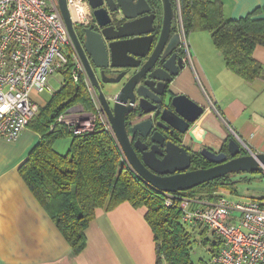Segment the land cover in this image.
<instances>
[{
    "label": "trees",
    "instance_id": "16d2710c",
    "mask_svg": "<svg viewBox=\"0 0 264 264\" xmlns=\"http://www.w3.org/2000/svg\"><path fill=\"white\" fill-rule=\"evenodd\" d=\"M221 5L211 0H183L187 33L209 31L215 47L232 72L248 82L263 78L264 67L253 53L257 45L264 46V17L260 16L264 6L239 19H226ZM76 103L95 109V101L86 83L83 80L76 83L70 72H66L60 89L40 107L30 124L41 134V140L19 168L30 190L54 219L73 252L84 251L86 228L98 209H112L129 201L135 207L147 208L145 216L154 232L158 264L164 261L167 264H195L192 259L194 235L181 220V201L196 197L216 200L217 192L235 188L244 177L234 179L237 173H231L178 191L174 193L173 203L167 205L166 194L144 182L124 159L118 142L105 123L98 121L92 131L79 135H73L59 125L51 129L58 114ZM64 136H70L71 141L67 153L62 154L56 151L54 144ZM210 165L200 154L193 156L194 169ZM221 244L217 238L214 253Z\"/></svg>",
    "mask_w": 264,
    "mask_h": 264
},
{
    "label": "crops",
    "instance_id": "0c3cea01",
    "mask_svg": "<svg viewBox=\"0 0 264 264\" xmlns=\"http://www.w3.org/2000/svg\"><path fill=\"white\" fill-rule=\"evenodd\" d=\"M211 1L222 4L226 19H239L264 6V0ZM260 16L264 17V11ZM202 48L192 53L193 64L187 61L171 86L175 93H184L206 107L183 138L184 144L195 150L204 146L219 149L235 137L251 151L264 152V77L243 80L227 67L215 45L216 50ZM253 55L264 67V46L257 45ZM38 95L33 93L39 103ZM40 140L41 134L31 125L16 140L0 136V264H158L154 232L145 216L147 208L135 207L129 201L112 209H98L87 225L84 251L73 252L19 171ZM208 201L196 197L191 206ZM187 226L209 252L208 257L194 263L207 264L216 247L215 233L206 225Z\"/></svg>",
    "mask_w": 264,
    "mask_h": 264
},
{
    "label": "water",
    "instance_id": "95a60500",
    "mask_svg": "<svg viewBox=\"0 0 264 264\" xmlns=\"http://www.w3.org/2000/svg\"><path fill=\"white\" fill-rule=\"evenodd\" d=\"M88 1L95 9V23L85 29L84 46L66 0H59V6L124 157L144 182L163 193H176L227 174L264 171V152L242 153L243 142L235 137L228 139V152L204 146L200 154L214 165L195 169H190L192 155L187 147L167 139L169 128L171 133L175 129L185 137L206 111L205 105L184 93H175L171 87L186 67L177 52L179 35L170 37L175 18L171 0H160L163 20L159 34L155 28L157 14L149 0ZM85 51L96 67L124 69L113 77L102 71V81L109 84L108 93L101 89ZM136 133L139 138L132 144L130 135ZM141 138H148L151 146Z\"/></svg>",
    "mask_w": 264,
    "mask_h": 264
},
{
    "label": "built area",
    "instance_id": "2783aa9c",
    "mask_svg": "<svg viewBox=\"0 0 264 264\" xmlns=\"http://www.w3.org/2000/svg\"><path fill=\"white\" fill-rule=\"evenodd\" d=\"M66 2L74 28L95 22V9L88 0ZM176 12L180 46L191 65L193 57L181 0H176ZM66 71H70L76 83H86L95 109L73 104L58 114L51 129L59 125L79 135L92 131L101 121L115 137L61 13L59 0H0V136L16 140L40 111L41 105L33 93L54 94L51 78L61 73L63 83ZM164 194L165 203L171 205L175 194ZM217 195L216 200L195 207L191 206L192 199L181 201L183 223L206 225L222 241L207 264H264V195L247 200L223 190Z\"/></svg>",
    "mask_w": 264,
    "mask_h": 264
},
{
    "label": "rangeland",
    "instance_id": "374dc122",
    "mask_svg": "<svg viewBox=\"0 0 264 264\" xmlns=\"http://www.w3.org/2000/svg\"><path fill=\"white\" fill-rule=\"evenodd\" d=\"M78 30L80 29L79 26H77ZM197 36L199 37V39H195L194 37ZM211 35L210 33L205 30V31H201V30H192L189 32L188 34V39H189V44H190V48L191 51L193 53V55L195 54L196 49L201 48V46H203L204 50H216L214 49V44L212 42L211 39ZM202 48V50H203ZM207 53V52H206ZM66 72H70V71H66ZM65 72V73H66ZM64 73V74H65ZM62 80H63V75L61 73H56L54 74V76L51 78V83L54 87V89L57 91L60 89L61 84H62ZM39 103L40 105H42V101L47 102L51 99L52 94L44 92V93H40L39 95ZM70 141H71V137L70 136H64L60 139H58L55 144L54 147L56 149V151L65 154L67 153V150L69 149L70 146ZM242 149L246 150L247 152H249L248 148L244 145V143L242 144ZM246 154V152H243ZM244 177V178H243ZM236 179H240L243 178L242 180H240L239 182L236 183L235 188L233 187H228L225 188L226 192H228V194H232V192L236 191L235 193H238L239 198L242 199H247L246 196L244 195H248V196H261L264 195V171H258V172H242L241 175H235ZM232 191V192H231ZM250 199V198H248ZM188 229H190L192 231V228L190 226H187ZM193 250H192V257L194 259V261L196 263H198L200 261V259H204L205 257L209 256V252H208V247H204L199 239L198 234H194L193 236Z\"/></svg>",
    "mask_w": 264,
    "mask_h": 264
},
{
    "label": "flooded vegetation",
    "instance_id": "af4514ba",
    "mask_svg": "<svg viewBox=\"0 0 264 264\" xmlns=\"http://www.w3.org/2000/svg\"><path fill=\"white\" fill-rule=\"evenodd\" d=\"M149 2L152 4V7H153V12H155L157 14V17L155 19V28H156V33L159 34L160 33V30L162 28V3L160 0H149ZM172 2V5L174 6L173 9H174V12H175V18L172 20L171 22V28H170V37H173L174 35L178 34L179 35V38H177L178 40L181 39V35H180V32H178V28H177V24H176V18H177V12H176V0H171ZM181 3H182V0H181ZM126 19H123L122 21L124 22ZM92 23H95V22H92ZM92 23H90L89 25H91ZM88 25V26H89ZM80 29L78 30L76 27L75 30L77 32V36L79 37L80 39V42L81 44L84 46V42L86 40V32H85V29L87 26H79ZM95 30L96 31H100V28L95 26ZM177 39H176V42H177ZM86 52V55H87V58H88V61H90L91 65H92V68H93V71L96 75V77L98 78L99 80V84L101 85V89L105 92V93H108V87H109V84L107 83H104L102 81V77H103V74H102V71L104 70L103 73H105V75L107 77H113V76H117L120 71L124 70V69H117V68H99V67H96L94 65V63L92 62L91 60V56L88 55L87 51ZM177 52L178 54L183 58L184 62L187 64V60H186V55H185V52L184 50L181 48V46L179 45L177 47ZM176 79V77H175ZM174 79V80H175ZM93 86V84H92ZM93 89L94 91L97 93V89L95 86H93ZM147 118V117H146ZM127 122V126L130 127L131 126V119L128 118L126 120ZM166 134H167V139H172L174 140V142L176 143H181V144H184V141H183V138H184V135L180 134L177 130L174 129V132L171 133V128H169V130L166 131ZM131 137V142L132 144H134V142L139 138V134L136 133L134 135H130ZM143 143L146 144V145H149L151 146V142L150 140L147 138H141ZM184 146L187 147L188 149V152L192 155V166L190 169H193V156L196 155V154H200V150L203 148H199L198 150H195L192 146H188V145H185ZM212 150L216 151V152H221V151H224V152H228V143L224 146H222L221 148L219 149H213L211 148ZM138 154L141 156V153L139 150H137ZM243 153V152H242ZM245 154V153H244ZM201 155V154H200ZM202 156V155H201ZM228 158H231L228 157ZM211 165H214V163H211ZM210 165V166H211ZM242 172H237L236 175H241ZM235 177V176H234ZM233 177V178H234ZM236 179V178H234Z\"/></svg>",
    "mask_w": 264,
    "mask_h": 264
}]
</instances>
